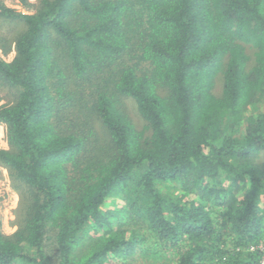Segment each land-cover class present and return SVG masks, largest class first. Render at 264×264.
Segmentation results:
<instances>
[{"label": "trees", "instance_id": "16d2710c", "mask_svg": "<svg viewBox=\"0 0 264 264\" xmlns=\"http://www.w3.org/2000/svg\"><path fill=\"white\" fill-rule=\"evenodd\" d=\"M18 1L0 164L23 205L0 264H258L264 0Z\"/></svg>", "mask_w": 264, "mask_h": 264}, {"label": "rangeland", "instance_id": "374dc122", "mask_svg": "<svg viewBox=\"0 0 264 264\" xmlns=\"http://www.w3.org/2000/svg\"><path fill=\"white\" fill-rule=\"evenodd\" d=\"M5 4L10 7L20 9L22 11H28V8L23 7L18 0H3ZM33 3L38 0H29ZM1 30V29H0ZM0 56L4 59L11 61L15 56V51L4 52L0 47ZM10 101V97L6 90L0 87V105ZM123 108L126 112L137 122L138 125H142L141 119L135 110L133 102L129 99L123 100ZM9 148V143L6 134V125L0 123V149ZM260 159L264 160V152L260 154ZM17 183L11 178L8 168L0 164V220L1 229L5 234L12 235L18 229L20 225V219L22 215L23 200L20 190L17 188ZM150 237V236H149ZM152 239V238H151ZM153 240V239H152ZM135 262L138 260V264H149L147 259L141 256V247L136 249ZM132 260V261H133ZM150 260V259H149Z\"/></svg>", "mask_w": 264, "mask_h": 264}, {"label": "built area", "instance_id": "2783aa9c", "mask_svg": "<svg viewBox=\"0 0 264 264\" xmlns=\"http://www.w3.org/2000/svg\"><path fill=\"white\" fill-rule=\"evenodd\" d=\"M258 249L260 251V261L258 264H264V241L259 243L258 245L251 246V250Z\"/></svg>", "mask_w": 264, "mask_h": 264}]
</instances>
